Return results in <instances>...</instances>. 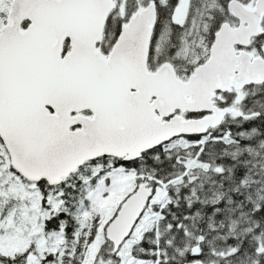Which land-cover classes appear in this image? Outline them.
Returning a JSON list of instances; mask_svg holds the SVG:
<instances>
[{
  "label": "snow or ice",
  "instance_id": "snow-or-ice-1",
  "mask_svg": "<svg viewBox=\"0 0 264 264\" xmlns=\"http://www.w3.org/2000/svg\"><path fill=\"white\" fill-rule=\"evenodd\" d=\"M0 264H264V0H0Z\"/></svg>",
  "mask_w": 264,
  "mask_h": 264
}]
</instances>
